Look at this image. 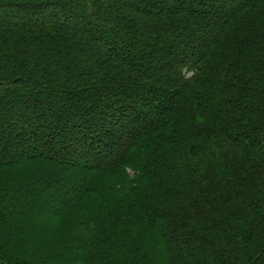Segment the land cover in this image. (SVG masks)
Instances as JSON below:
<instances>
[{
  "label": "trees",
  "instance_id": "obj_1",
  "mask_svg": "<svg viewBox=\"0 0 264 264\" xmlns=\"http://www.w3.org/2000/svg\"><path fill=\"white\" fill-rule=\"evenodd\" d=\"M16 164L0 264H264V0H0ZM23 191L63 200L44 238Z\"/></svg>",
  "mask_w": 264,
  "mask_h": 264
},
{
  "label": "rangeland",
  "instance_id": "obj_2",
  "mask_svg": "<svg viewBox=\"0 0 264 264\" xmlns=\"http://www.w3.org/2000/svg\"><path fill=\"white\" fill-rule=\"evenodd\" d=\"M32 166L30 164H16V166L12 167V172H6V169L3 168L2 176H0V183H7L10 179H8V175L10 174L11 177L15 176L18 177V180H21L22 178H25V182L23 184H26L30 178V173L35 172L31 171ZM39 192V191H38ZM24 191L20 193L21 196L15 200L16 202H19L22 200V203L20 206H18L15 210L21 209L22 211H19L17 219L18 222H20L21 227L26 229L28 232H30L31 235L37 238H44L45 233L47 231H53L54 226L49 225L45 226V229H40L37 227V221L39 219V216L41 215H47L51 212V208H58L63 205V200L61 197L56 196L54 198H44L42 194L38 195L36 197L32 194H25ZM36 193V192H35ZM7 194H3L4 197H2V202L4 203V200L6 198ZM12 197V196H11ZM7 199V198H6ZM61 200V201H60ZM1 203V202H0ZM56 203V204H55ZM12 204H14L12 202ZM16 219V220H17ZM58 223V222H57ZM54 224V222H53ZM56 224V223H55ZM55 231V230H54ZM6 240H3L5 242ZM7 246V244H6ZM8 248H11L15 251L16 257H20L22 259L27 258L26 255H24L20 249H14L12 247L7 246ZM30 260L35 261L36 258H29Z\"/></svg>",
  "mask_w": 264,
  "mask_h": 264
}]
</instances>
